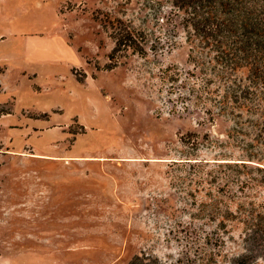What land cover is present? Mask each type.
<instances>
[{"label": "rangeland", "instance_id": "374dc122", "mask_svg": "<svg viewBox=\"0 0 264 264\" xmlns=\"http://www.w3.org/2000/svg\"><path fill=\"white\" fill-rule=\"evenodd\" d=\"M142 1L0 0V264H232L246 250L264 144L244 109L208 119L189 95L194 43L181 30L171 47ZM119 19L146 52L114 50Z\"/></svg>", "mask_w": 264, "mask_h": 264}, {"label": "trees", "instance_id": "16d2710c", "mask_svg": "<svg viewBox=\"0 0 264 264\" xmlns=\"http://www.w3.org/2000/svg\"><path fill=\"white\" fill-rule=\"evenodd\" d=\"M142 4L152 9L158 22L169 26L171 47L181 44L176 39L181 30L194 43L190 50L194 66L186 73L196 78L190 82L189 95L197 92L194 95L204 102L202 106L210 102L208 119L215 121L226 113L242 117L244 109L254 138L264 144V0H143ZM119 21L114 50L136 47L146 52L137 47L128 24ZM258 168L264 185V165ZM249 204L243 211L248 217L244 220L246 250L232 264H257L258 256H264V200ZM151 261L141 255L128 264H161Z\"/></svg>", "mask_w": 264, "mask_h": 264}]
</instances>
